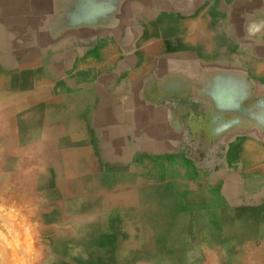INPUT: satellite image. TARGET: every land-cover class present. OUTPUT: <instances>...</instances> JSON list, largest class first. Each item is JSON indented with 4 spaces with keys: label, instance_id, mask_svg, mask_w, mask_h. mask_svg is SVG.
I'll list each match as a JSON object with an SVG mask.
<instances>
[{
    "label": "crops",
    "instance_id": "crops-1",
    "mask_svg": "<svg viewBox=\"0 0 264 264\" xmlns=\"http://www.w3.org/2000/svg\"><path fill=\"white\" fill-rule=\"evenodd\" d=\"M261 108L264 0H0L1 151L5 135L35 146L40 173L52 167L75 191L146 212L148 187L131 179L148 175V161L186 159L180 130L194 141L196 111L220 114L210 143L239 160L264 151L241 130L259 127L245 110ZM188 231L178 249L190 256Z\"/></svg>",
    "mask_w": 264,
    "mask_h": 264
},
{
    "label": "rangeland",
    "instance_id": "rangeland-1",
    "mask_svg": "<svg viewBox=\"0 0 264 264\" xmlns=\"http://www.w3.org/2000/svg\"><path fill=\"white\" fill-rule=\"evenodd\" d=\"M256 113L245 110L259 127L245 120L241 130L264 138V109ZM192 117L194 141L188 142V130H180L186 159L148 161V175L132 177L133 185L148 187L142 193L148 208L141 214L129 204L116 207L120 201L107 192L59 184L52 167L41 174L35 146L15 144L5 135L0 193L25 194L37 206L43 264H264V151L222 159L220 144L210 143L224 131L220 114L196 111ZM194 182L197 190H189ZM175 183L185 190H174ZM142 197L131 199L143 207ZM189 227L197 234L187 256L179 251L191 243Z\"/></svg>",
    "mask_w": 264,
    "mask_h": 264
},
{
    "label": "clouds",
    "instance_id": "clouds-1",
    "mask_svg": "<svg viewBox=\"0 0 264 264\" xmlns=\"http://www.w3.org/2000/svg\"><path fill=\"white\" fill-rule=\"evenodd\" d=\"M40 227L31 199L0 193V264H43Z\"/></svg>",
    "mask_w": 264,
    "mask_h": 264
},
{
    "label": "bare ground",
    "instance_id": "bare-ground-1",
    "mask_svg": "<svg viewBox=\"0 0 264 264\" xmlns=\"http://www.w3.org/2000/svg\"><path fill=\"white\" fill-rule=\"evenodd\" d=\"M51 140V139H50ZM102 157V156H101ZM78 170V169H77ZM40 171V170H39ZM160 196V195H159ZM132 197H133V195H132ZM155 198V197H154ZM133 201L134 202H136L137 203V205L139 206V207H141V204H140V202H139V200H134L133 199ZM92 219V218H91ZM125 219V218H124ZM151 219V218H150ZM145 229V228H144ZM159 239V238H158ZM82 252V251H81Z\"/></svg>",
    "mask_w": 264,
    "mask_h": 264
}]
</instances>
